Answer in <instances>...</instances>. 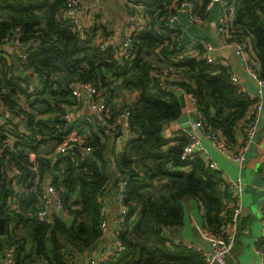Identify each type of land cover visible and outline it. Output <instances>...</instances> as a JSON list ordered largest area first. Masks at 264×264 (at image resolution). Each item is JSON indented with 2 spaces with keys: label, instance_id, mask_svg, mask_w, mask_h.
<instances>
[{
  "label": "trees",
  "instance_id": "trees-1",
  "mask_svg": "<svg viewBox=\"0 0 264 264\" xmlns=\"http://www.w3.org/2000/svg\"><path fill=\"white\" fill-rule=\"evenodd\" d=\"M181 1H144L142 13L147 25L135 34L136 55L128 62L117 59L114 49L102 51L88 37L82 40L73 24L58 16L66 0H0V39L20 28L21 44L27 52L24 61L18 57L9 60L0 53V99L9 105L12 115H23L20 121L28 125L23 133L14 121L11 129L0 128V139L16 137L0 154L1 213L6 218V231L0 235V254L10 244L15 245L16 264H76L85 260L104 235L100 197L103 195L108 202L118 186L119 178L111 180L114 161L127 179L125 204L129 212L118 231L125 249L106 264H206L194 250L173 242L166 229L182 224V200L190 196L204 207L203 228L218 234L229 218L230 193L221 171L210 169L198 156L183 159L186 134L164 135V123L176 119L181 112L179 97L171 85L191 93L206 127L218 130L232 142L250 101L232 82L233 70L229 66L209 63L202 53L185 54L176 60L185 49L177 46V31L166 26V18L176 12ZM195 1L199 16L204 17L208 0ZM232 1L235 34L249 36L254 60L264 76V0ZM199 46L203 52L202 44ZM156 50L172 66L166 75L174 74L176 79L168 76L163 80V76L151 74L152 70L161 69L149 57ZM27 68L40 80V90H28L31 81L23 75ZM73 81L91 83L96 88L92 97L106 99L110 133L121 136V125H113V120L127 109L132 137L116 152L104 126L89 120L85 124L75 114L71 128L87 133L86 145L91 150L39 156L35 182L29 152L55 151L56 143H49L56 139L60 103H79L67 86ZM118 91H124L126 102L115 107L112 102ZM131 93H135L134 100L130 99ZM44 114L53 118L46 120L41 117ZM37 134L42 136L39 142ZM173 141L175 144L170 145ZM12 164L23 172L20 183L33 175L13 202L17 207L8 199L12 188L5 181L6 170ZM51 171L55 179L61 178L66 216L55 213L48 224L37 219L36 210L44 174ZM260 171L264 174V164ZM256 246L264 252V236L256 241Z\"/></svg>",
  "mask_w": 264,
  "mask_h": 264
},
{
  "label": "built area",
  "instance_id": "built-area-1",
  "mask_svg": "<svg viewBox=\"0 0 264 264\" xmlns=\"http://www.w3.org/2000/svg\"><path fill=\"white\" fill-rule=\"evenodd\" d=\"M84 1L87 0H66L65 6L59 11L58 16L72 23L75 30L78 31L80 38L82 40H87L84 24L79 15L81 5ZM125 1L134 4L139 9L131 15V20L121 35V47L118 51L119 54L116 52V48H118L119 45L116 42H113L112 34H106L102 40L97 42V44L102 51L114 49L117 59L124 58L130 62V60H132L136 55L134 36L147 25V20L140 11L141 8L145 6L143 4L145 0H139V3L132 2L131 0ZM215 3L220 4L221 7V12L218 18V32L221 38V45L231 46L234 49V52L237 54V56L242 59V66L246 72L257 82V89L255 92H251L238 78L236 73L231 71L232 82L239 91L244 92L247 95L250 101V107L247 111V115L237 126L236 140L234 142L229 141L227 137L221 134L218 130L206 127L203 117L199 111H197V120L195 121V126L203 133V137L208 139L221 154L232 159L239 169H243L247 161V152L256 139L260 128L261 111L264 102V76L260 74L258 68L259 66L254 60L249 36L243 38L235 34V3L232 0H208L206 3V10L209 11ZM181 11H186L188 19L193 23L203 20V17H200L198 14V6L195 0H182L178 4L176 12H172L166 18V26L177 31L174 35V40L176 41L177 46L184 48V51L193 52L194 56H198L202 53V57H204L209 63H220L221 60L217 58L214 52L216 47L212 43L198 37H192L190 40L186 41L183 40L182 31H178L180 27L176 24L178 14ZM21 35V29L17 28L13 34H8L0 39V44L7 43L9 41L21 44ZM200 44L203 46V52L200 50ZM25 48L22 49L17 56L21 59V61H24L27 56ZM25 72L36 77L31 68H27ZM38 86L39 88L37 89L35 85H31L29 87V91L34 92L35 90H40L41 83ZM67 86L72 91L74 96L78 98L79 103L74 106L69 105L64 101L60 103L62 113L59 121L55 124V128L57 129L55 137L56 139L52 140L54 145L56 143V146H54V152L41 154H38L35 151L29 152V161L31 162V167L35 176V182L38 180L39 156L49 157L54 155L55 152L67 153L71 150H79L83 153H88L91 150V148L86 145L88 138L87 133H81V128H71L76 114L75 110L79 104L81 105L82 103H86L87 107L91 110L93 117H88L90 119L89 121L94 122V124L96 123L104 126L106 131L109 129V106L106 103V99L96 100L92 97L96 92L95 86L89 82L83 81L69 82ZM171 87L175 90H183L174 84L171 85ZM191 96L195 105L196 99L192 94ZM0 111L3 113L6 112L7 114L9 113L8 117L0 115L1 131H7L11 129L13 127V119L16 120L14 122H18L24 117L21 114L12 115L9 111V105L4 103L1 99ZM41 117L46 116L44 114ZM36 118L38 119L39 116H36ZM128 118L129 111L126 109V111L118 114L113 120V125H121L122 134L121 136L119 135V137H121V146H123V144H125L132 137V131L129 129ZM27 128L28 125L25 122L20 127V130L23 133L27 131ZM107 132L109 133V130ZM18 134L21 135L20 132ZM184 134H186L188 137V143L183 148V159L189 160L198 156L210 169L221 171L217 157L211 153L207 146L203 144L201 138L192 133L184 132ZM41 138L42 136L37 134L38 142L41 140ZM15 139L16 137L12 136H7L3 140L0 139V154H2L6 146H11ZM112 165L115 168L114 171L116 172V177L119 178L118 186L113 195L114 200L118 204V214L114 219L113 225L108 223L106 217L107 202L104 196L101 195V210L105 215V218L102 219L100 226L104 234L108 232L112 236L113 243L110 246L96 247L88 261V264H106L110 259L115 258L125 249V244L119 238L118 231L125 224L126 215L129 212V208L127 204H125V188L127 179L118 169H116V164L114 161ZM10 170L15 175V180L13 187H11L12 193L8 199L12 200L11 202L13 207H17V203L13 202L18 199L19 193L22 189H24V186L27 185V182L33 179V175L29 177L28 180H23V182L20 183L19 180L24 177L21 168H19V166L16 164H12ZM53 172L54 171L46 172L44 174L43 188L40 190L38 195V204L36 210L37 219L48 224L52 222L53 214L55 213L66 216L65 203L59 184L61 178L55 179L56 177L54 178L55 174ZM223 183L228 186L230 193V213L227 222L223 226L222 231H220L218 234L212 233L203 227L199 228L201 235L209 241L210 247H203L190 240L173 241L175 243H181L187 248H190L200 254L206 264H226L227 256L232 253L240 230V221L243 211L242 198L244 194L243 178L240 174H238V176L234 178H224ZM51 207H53L54 213H52ZM258 208L259 211H263L264 213V201L259 204ZM262 236H264V221ZM256 253L259 256V264H264V252L257 248ZM0 264H16L15 245H5L3 252L0 254Z\"/></svg>",
  "mask_w": 264,
  "mask_h": 264
},
{
  "label": "crops",
  "instance_id": "crops-1",
  "mask_svg": "<svg viewBox=\"0 0 264 264\" xmlns=\"http://www.w3.org/2000/svg\"><path fill=\"white\" fill-rule=\"evenodd\" d=\"M131 1L139 3V0ZM138 9L139 8L134 4L126 2L125 0H87L82 3L79 15L83 21L85 33L91 43H97L102 40L106 34H112L113 42L119 45L121 35L130 22L131 15ZM142 10L143 8H141L140 11L142 12ZM220 11V4L215 3L212 8L205 13L203 20H199V22L195 23L188 19L186 11H181L178 14L176 23L181 27L184 40H190L192 37H200L212 43L216 47L214 52L217 58L221 60V64L232 68L233 72L236 73L243 84L251 92H255L257 89V82L242 66V59L237 56L231 46L221 45V38L218 32ZM24 48L25 46H22V44L11 43L9 41L7 44H0V53L11 60L13 58L15 59ZM118 48L120 50V46ZM185 54L194 56L193 52L183 51L175 57L176 60ZM149 57L158 65L157 67L161 68L159 71L158 69L152 70V75L163 76V80L168 76L170 79H176L174 74L166 75L167 70L172 66L167 65L163 61V55L159 50L149 54ZM15 64H18L17 61ZM16 68H18L17 71L20 72L19 67ZM23 75L30 78V86L35 85L37 89L39 88L38 85H40L41 82H39L40 80L37 76H31L26 72H24ZM128 94H130V92ZM124 97V91L116 92L112 105L116 107L126 102ZM178 97L181 105L180 115L169 122V125L165 127L163 131L164 135L166 137H172L175 132L195 134L201 138L203 144L209 148L211 153L217 157L221 172H223V178H234L240 174L244 181V194L242 198L243 211L240 221V231L232 253L227 256L226 264H259V256L256 253V249L258 248L256 246V241L262 237L264 221V213L263 211H259L258 208L259 204L264 201V174L260 171L261 166L264 164V102L257 137L247 152L245 166L243 169H239L232 159L221 154L208 139L204 138L203 133L195 126L197 110L191 94L181 90V94ZM130 99H135V93H131ZM22 101L26 102L24 98ZM75 111L76 116H79L80 120L85 124L90 120L88 117H93L86 103L79 104ZM0 115L8 117L9 113L7 114L6 112L3 113L0 111ZM45 116L46 120H51L53 118L50 114H45ZM13 121L16 120L13 119ZM18 124L20 127L23 125L20 120ZM51 142L52 145H54L52 140ZM109 144L114 146L115 151L118 152L122 148L120 145L121 137L116 133L109 132ZM174 144V141L170 143V145ZM5 178L6 183H10L11 187H13L15 175L10 169L6 170ZM1 181L2 180H0V182ZM182 204L184 210L183 222L180 225L167 228V235L173 241L190 240L203 247H210L209 241L199 232V228L205 227L203 205L190 196H185L182 200ZM51 208L52 213H54L53 207ZM117 214L118 204L114 200V197H111L107 202L106 217L108 223L113 225ZM112 243L113 238L107 232L95 247L110 246ZM92 253H90L85 260L77 261L76 264H88Z\"/></svg>",
  "mask_w": 264,
  "mask_h": 264
},
{
  "label": "water",
  "instance_id": "water-1",
  "mask_svg": "<svg viewBox=\"0 0 264 264\" xmlns=\"http://www.w3.org/2000/svg\"><path fill=\"white\" fill-rule=\"evenodd\" d=\"M11 43H13V41H10ZM7 44V43H4ZM119 46L121 47V44H119ZM176 95H180L181 94V90H176L175 91ZM169 125L168 122L164 123V127H167ZM111 180L114 182L116 180V172L114 170L111 171ZM1 202H0V235H3L6 231V218L5 216L2 215L1 213Z\"/></svg>",
  "mask_w": 264,
  "mask_h": 264
},
{
  "label": "rangeland",
  "instance_id": "rangeland-1",
  "mask_svg": "<svg viewBox=\"0 0 264 264\" xmlns=\"http://www.w3.org/2000/svg\"><path fill=\"white\" fill-rule=\"evenodd\" d=\"M122 105H123V104H121L120 106H122ZM51 145H52V142L49 143V146H51Z\"/></svg>",
  "mask_w": 264,
  "mask_h": 264
}]
</instances>
